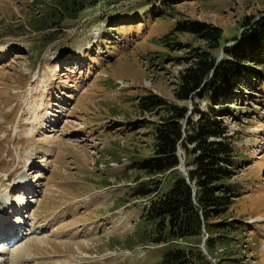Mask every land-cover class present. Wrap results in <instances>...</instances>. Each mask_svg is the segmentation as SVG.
Masks as SVG:
<instances>
[{
  "label": "rangeland",
  "instance_id": "obj_1",
  "mask_svg": "<svg viewBox=\"0 0 264 264\" xmlns=\"http://www.w3.org/2000/svg\"><path fill=\"white\" fill-rule=\"evenodd\" d=\"M43 1L0 0V188L16 181L27 168L20 161L37 158L31 150L38 147L33 178L48 192L34 217L38 229L29 230L7 257L16 259L13 264H153L165 249L192 246L132 244L145 230L137 223L151 198H143L141 188L159 182L162 194L170 190L164 186L170 174L135 179V163L153 144L146 136L151 129L141 127L158 120L135 111L144 95L175 100L182 58L190 52L189 46L175 44L170 53L166 48L164 39L177 21L210 23L232 38L264 17V0H105L75 21L41 30L31 23L44 13V6L35 5ZM180 40L202 45L189 34ZM246 92L253 97H243L226 121L248 156L235 178L240 196L230 214L244 221L246 264H264V85ZM196 103L206 107L204 99ZM119 106L126 114L113 116ZM43 157H49L52 173L38 171Z\"/></svg>",
  "mask_w": 264,
  "mask_h": 264
},
{
  "label": "trees",
  "instance_id": "obj_2",
  "mask_svg": "<svg viewBox=\"0 0 264 264\" xmlns=\"http://www.w3.org/2000/svg\"><path fill=\"white\" fill-rule=\"evenodd\" d=\"M45 1L35 3L45 8L35 24L31 23L36 29H52L65 19L75 21L80 12L105 0ZM166 14L176 16L174 11ZM185 34L202 45L182 43L180 39ZM166 37L169 53L176 50L175 44L177 48L189 46L190 52L182 58L185 64L179 72L174 101L156 94L139 99L135 115L150 114L158 120L141 127L151 129L146 136H152V151L137 161L134 169L135 179L141 175L154 179L170 173L168 184L173 187L162 194V184L157 182L155 188L140 190L142 196L155 194L143 220L145 230L132 237V244L184 241L192 246L172 248L156 264H213L200 246L191 243L206 240L210 258L220 264H246L241 255L246 234L244 221L230 213L235 198L240 196L235 178L248 156L239 145L240 134L232 132L226 121L233 120L235 105L243 97H253L246 92L248 87L264 85V17L254 22L250 30L232 38H225L224 30L213 24L183 19L177 21ZM48 40L46 37L45 41ZM222 50L223 57L219 60ZM238 93L240 96L236 97ZM196 98L204 99L206 107L196 103ZM189 102L194 103L191 114ZM116 110L113 116H120L119 110L124 111L120 106L118 113ZM179 148L183 149L186 165L192 166L188 170L191 183L179 169Z\"/></svg>",
  "mask_w": 264,
  "mask_h": 264
},
{
  "label": "water",
  "instance_id": "obj_3",
  "mask_svg": "<svg viewBox=\"0 0 264 264\" xmlns=\"http://www.w3.org/2000/svg\"><path fill=\"white\" fill-rule=\"evenodd\" d=\"M181 169L185 171L184 160L181 158ZM186 172V171H185Z\"/></svg>",
  "mask_w": 264,
  "mask_h": 264
},
{
  "label": "bare ground",
  "instance_id": "obj_4",
  "mask_svg": "<svg viewBox=\"0 0 264 264\" xmlns=\"http://www.w3.org/2000/svg\"><path fill=\"white\" fill-rule=\"evenodd\" d=\"M23 188H24V187H23ZM4 204H7V203L4 202ZM12 236H13V235H9V239H10ZM12 256H13V255H12ZM11 259H12V258H11ZM10 264H11V262H10Z\"/></svg>",
  "mask_w": 264,
  "mask_h": 264
}]
</instances>
